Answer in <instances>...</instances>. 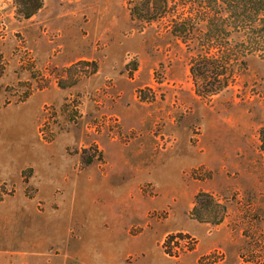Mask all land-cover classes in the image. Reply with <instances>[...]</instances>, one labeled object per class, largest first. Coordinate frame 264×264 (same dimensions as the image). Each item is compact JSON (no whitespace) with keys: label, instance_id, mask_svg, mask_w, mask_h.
Wrapping results in <instances>:
<instances>
[{"label":"rangeland","instance_id":"obj_1","mask_svg":"<svg viewBox=\"0 0 264 264\" xmlns=\"http://www.w3.org/2000/svg\"><path fill=\"white\" fill-rule=\"evenodd\" d=\"M43 1L0 0V264H264V59L202 94L167 20Z\"/></svg>","mask_w":264,"mask_h":264},{"label":"trees","instance_id":"obj_2","mask_svg":"<svg viewBox=\"0 0 264 264\" xmlns=\"http://www.w3.org/2000/svg\"><path fill=\"white\" fill-rule=\"evenodd\" d=\"M15 4L17 14L29 19L44 1L15 0ZM128 8L133 18L170 23L172 33L190 51V71L202 94H218L228 86L248 56L264 59V0H128ZM204 204L205 212L219 206L213 199ZM198 206L196 201L192 216L221 223L202 216Z\"/></svg>","mask_w":264,"mask_h":264}]
</instances>
